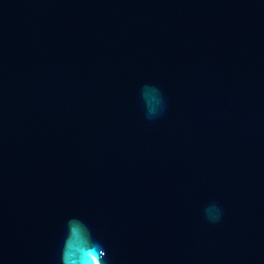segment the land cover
I'll return each instance as SVG.
<instances>
[{"label":"water","instance_id":"water-1","mask_svg":"<svg viewBox=\"0 0 264 264\" xmlns=\"http://www.w3.org/2000/svg\"><path fill=\"white\" fill-rule=\"evenodd\" d=\"M65 252L264 264V0H0V264Z\"/></svg>","mask_w":264,"mask_h":264},{"label":"clouds","instance_id":"clouds-1","mask_svg":"<svg viewBox=\"0 0 264 264\" xmlns=\"http://www.w3.org/2000/svg\"><path fill=\"white\" fill-rule=\"evenodd\" d=\"M209 215H212L216 209L210 208L207 210ZM102 247L99 244L94 245V252L99 251ZM64 264H75V259L70 256L67 252L64 253Z\"/></svg>","mask_w":264,"mask_h":264},{"label":"snow or ice","instance_id":"snow-or-ice-1","mask_svg":"<svg viewBox=\"0 0 264 264\" xmlns=\"http://www.w3.org/2000/svg\"><path fill=\"white\" fill-rule=\"evenodd\" d=\"M91 255V254H90Z\"/></svg>","mask_w":264,"mask_h":264}]
</instances>
